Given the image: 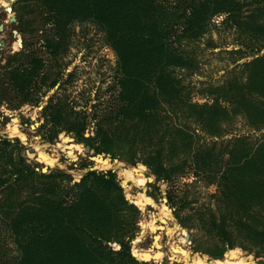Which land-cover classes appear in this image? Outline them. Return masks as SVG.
I'll return each instance as SVG.
<instances>
[{
  "label": "rangeland",
  "instance_id": "obj_1",
  "mask_svg": "<svg viewBox=\"0 0 264 264\" xmlns=\"http://www.w3.org/2000/svg\"><path fill=\"white\" fill-rule=\"evenodd\" d=\"M239 1L242 7L235 22L229 19V12H216L209 16L205 29L195 37H180L173 47L188 61L169 67L172 74L181 79L183 98L191 103L217 104L225 110V114L214 117L211 124L219 134L199 130L190 120L193 118L190 112L181 117L164 103L159 109L165 112L162 116L169 125L189 124L196 144L209 146L216 142L215 152L222 149L226 140L246 137L248 146L255 148L264 137L263 126L257 128L264 122L253 119L262 117L261 112L247 110L250 118L245 112L234 111V103L227 96L222 98L217 93L206 92L235 78L246 84L244 64L264 55V14L257 12L264 11V0ZM7 6L12 7L11 13L6 12ZM253 10L255 14L250 19ZM11 15L15 16L14 22L8 20ZM58 17L45 0H0V139L19 143L18 148L12 150L13 157L19 152L38 171L61 170L72 182H78L89 170H112L124 198L137 209L132 216L130 253L138 262L199 264L198 257H204L214 264H224L227 260L239 264V259L249 260L244 264H264L259 262L264 261V244H259L256 236L264 226L261 157L256 160L250 157L251 162L243 160L229 174L228 192L244 193L246 197L236 202L225 199L221 193L224 192L223 181L217 170L222 164L215 159L211 171L195 174L190 165L175 179L173 186L157 183V191L151 169L142 163L133 165L129 160L131 150L135 149L136 158L141 160L145 151L153 146L141 149L136 144L119 154V147L106 142L115 129L121 130L117 128L120 120L116 105L122 76L118 55L107 32L80 8L66 11L62 20ZM15 74H23L25 82L16 83ZM256 89L249 90L246 97L262 104L264 88ZM107 117L109 119L104 121ZM252 120L256 122L251 123ZM80 122L83 123L82 135L88 137L87 140L70 129ZM98 129L104 135L97 134ZM105 144H109L110 152L101 150ZM86 146L90 148L88 153L84 152ZM178 157L187 156L179 154ZM122 169L140 175V182L122 177ZM169 194L176 203L174 207L167 202ZM251 195L263 200L260 206L253 203L255 198L247 205ZM72 200L73 197L66 198V202ZM176 207L180 208L178 217L172 212ZM211 217L217 222L224 220L234 239L233 247L220 257L213 256L222 244L220 237L206 230ZM239 222L250 223L256 229L248 234L240 233ZM3 234L4 254L0 264H16L18 250H14L4 229ZM103 244L112 250L119 249L116 242ZM145 254L150 258H144Z\"/></svg>",
  "mask_w": 264,
  "mask_h": 264
},
{
  "label": "trees",
  "instance_id": "obj_2",
  "mask_svg": "<svg viewBox=\"0 0 264 264\" xmlns=\"http://www.w3.org/2000/svg\"><path fill=\"white\" fill-rule=\"evenodd\" d=\"M45 3L57 17L60 16L59 19L66 11L80 8L85 16L94 18L104 28L118 55L122 76L116 114L120 120L117 128L121 130L115 129L107 136V143L119 147V154L136 144L141 149L153 146L145 151L141 160L136 158V150H131L129 160L133 165L142 163L151 169L157 191V183L173 186L175 179L190 165L195 174L211 171L215 159L222 164L216 170L223 181V197L235 202L246 198L244 193L228 192L231 184L227 183L228 176L243 160L251 162L250 157L255 160L261 157L264 165V137L255 148L248 146L246 137L226 140L222 149L215 152L216 142L209 146L196 144L189 124L171 126L162 116L165 112L159 111L164 103L181 117L190 112L193 117L190 120L199 130L219 134L211 124L214 117L225 114V110L217 104L191 103L183 98L181 79L174 76L169 67L188 61L173 47L180 37H195L205 29L209 16L216 12H229V19L235 22L242 7L239 0H45ZM257 12L264 14L263 10ZM254 14L255 10L250 19ZM263 58L264 55L244 64L248 77L246 84L235 78L206 92L217 93L222 98L227 96L234 103V111L245 112L250 118L247 110L261 112L262 117L253 119L264 122V102L256 104L246 97L249 90L264 88ZM15 75L19 77H14L16 83L25 82L23 74ZM76 124L70 129L78 136L82 135L83 123ZM262 126L264 128V124L257 128ZM98 130L97 134L104 135L101 129ZM81 139L88 137L82 135ZM18 146L17 141L0 139V260L4 254L1 244L4 229L14 250H18L16 264H144L130 253L132 216L137 209L124 198L112 170H89L78 182H72L61 170L38 171L19 152L13 157L12 150ZM104 149L101 148L110 152L109 144H105ZM179 154L187 157L179 158ZM67 197H73V200L66 202ZM256 197L249 196L247 205L255 198L253 203L260 206L263 200ZM167 202L171 207L176 204L170 194ZM179 210L178 207L172 210L176 217ZM206 227L220 237L222 243L213 256L220 257L233 247L234 239L224 220L217 222L211 217ZM255 229L250 223L239 222L240 233L248 234ZM256 234L259 244H264V226ZM104 242H116L119 249L112 250Z\"/></svg>",
  "mask_w": 264,
  "mask_h": 264
},
{
  "label": "bare ground",
  "instance_id": "obj_3",
  "mask_svg": "<svg viewBox=\"0 0 264 264\" xmlns=\"http://www.w3.org/2000/svg\"><path fill=\"white\" fill-rule=\"evenodd\" d=\"M45 144V143H44ZM56 148V147H55ZM44 156V155H43ZM69 156V155H68ZM75 157V156H74ZM72 159V158H71ZM98 160H101V159H98ZM48 162H49V160H48ZM116 165V164H115ZM115 167V166H114ZM120 169V168H119ZM120 174L122 175V177H124L125 179H129V178H131L132 180H134V181H139V180H141V176L140 175H138L137 173H130L129 171H126L125 169H122V170H120ZM140 182V181H139ZM150 227V226H149ZM149 229V228H148ZM146 255V254H145ZM149 255H146V257H148ZM197 258V257H196ZM199 258V264H214L213 262H211V261H208L207 259H205L204 257H198ZM233 259V258H232ZM247 261H249V260H246V259H239L238 260V263L240 264V263H242V264H244L245 262H247ZM187 264V263H186ZM190 264H198V262L197 263H190ZM224 264H232V261H229V260H227V261H225L224 262Z\"/></svg>",
  "mask_w": 264,
  "mask_h": 264
},
{
  "label": "water",
  "instance_id": "obj_4",
  "mask_svg": "<svg viewBox=\"0 0 264 264\" xmlns=\"http://www.w3.org/2000/svg\"><path fill=\"white\" fill-rule=\"evenodd\" d=\"M13 1H14V0H11V2H13ZM5 10H6V12L11 13V12H12V7H11V6H7V7L5 8ZM8 20H9V22H14V21H15V16H14V15H11V16L8 18ZM12 33H13V34H17V31H16V30H12ZM18 41H19V46H21V39H18ZM89 150H90L89 146H86L84 152H85V153H88ZM161 228H162V227H161ZM144 258H150V257H146V255H144ZM259 262H260V263H263L264 261H263V260H259Z\"/></svg>",
  "mask_w": 264,
  "mask_h": 264
}]
</instances>
